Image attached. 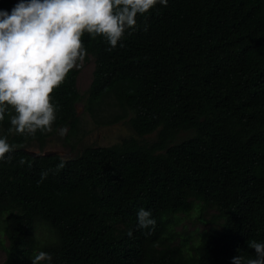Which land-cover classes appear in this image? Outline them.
I'll return each instance as SVG.
<instances>
[{"label":"trees","instance_id":"16d2710c","mask_svg":"<svg viewBox=\"0 0 264 264\" xmlns=\"http://www.w3.org/2000/svg\"><path fill=\"white\" fill-rule=\"evenodd\" d=\"M19 2L0 0V10ZM136 20L114 48L81 36L92 79L81 94L77 65L53 90L51 133L10 132L15 110L0 106V138L15 146L10 161L0 159L1 264H32L41 251L52 259L40 264L256 258L248 241L264 243V0H168ZM82 99L95 124L123 121L132 133L70 157L26 151L57 129L77 142ZM140 208L154 227L138 228ZM192 210L206 225L179 229ZM40 225L47 235L37 236Z\"/></svg>","mask_w":264,"mask_h":264},{"label":"clouds","instance_id":"9594fccd","mask_svg":"<svg viewBox=\"0 0 264 264\" xmlns=\"http://www.w3.org/2000/svg\"><path fill=\"white\" fill-rule=\"evenodd\" d=\"M157 2L168 4V0H20L10 13L0 10V106H11L16 113L9 131L25 136H34L38 130L51 133L54 108L59 111L51 103V93L77 66L78 59H84L81 36L85 32L102 36L114 48L126 30L135 28L137 15L147 14ZM4 112L0 107V120ZM66 132V128L60 129L59 135ZM14 148L6 137L0 138V159L10 161L11 155L5 154ZM64 166L61 160L56 170ZM47 175L43 171L38 183ZM137 221L139 229L156 223L144 208L138 210ZM128 235L132 236V230ZM248 246L255 250L256 258L245 260L237 255L232 264H264V243L251 240ZM51 259L41 251L32 264Z\"/></svg>","mask_w":264,"mask_h":264},{"label":"rangeland","instance_id":"374dc122","mask_svg":"<svg viewBox=\"0 0 264 264\" xmlns=\"http://www.w3.org/2000/svg\"><path fill=\"white\" fill-rule=\"evenodd\" d=\"M94 64L95 63L92 58H90L86 62L85 61L83 62V60L81 61L79 59L77 61V65H80V69L77 76V86L81 94H84L86 92L91 82ZM76 110L81 119L80 127L83 132L81 136L82 139L80 137V139L74 143L72 139L66 137V134L63 137H61L59 135L60 129H57L54 133H52L50 136L47 137L46 143L48 144L45 143L44 145L45 149L44 148H42L43 150L40 149L36 141L31 142L25 148L37 152L46 151V149L48 148L51 151H57L63 157H67V156L70 157V156H74L77 153H80L83 147L87 145L90 144L108 145L116 142L121 137L130 135L132 133V129L123 121L109 125L95 124L83 108V99L77 102ZM84 134L85 136H83ZM154 136L155 134L151 133L149 135H146L145 137L147 139H152ZM64 137L67 138L68 142H66ZM35 143L37 144V146ZM70 143H74V144L72 145ZM212 211H213L212 208H208L207 211L204 212V214L202 213V216L204 218H207L209 214L212 213ZM205 225L206 224L199 221V216L197 211L192 210L189 215L183 216L180 219V221L177 224V227L187 232V231H195L196 227L198 229L203 228ZM43 234L47 235L48 230L44 226L40 225L38 226L37 229V236L40 237ZM4 256H5L4 249L2 248V246H0V264L4 259Z\"/></svg>","mask_w":264,"mask_h":264},{"label":"water","instance_id":"95a60500","mask_svg":"<svg viewBox=\"0 0 264 264\" xmlns=\"http://www.w3.org/2000/svg\"><path fill=\"white\" fill-rule=\"evenodd\" d=\"M30 154H32V155H38V154H40V153H38V152H35V151H29V150H27ZM57 151H51V150H46V151H44V153H42V154H51V153H56Z\"/></svg>","mask_w":264,"mask_h":264},{"label":"bare ground","instance_id":"6f19581e","mask_svg":"<svg viewBox=\"0 0 264 264\" xmlns=\"http://www.w3.org/2000/svg\"><path fill=\"white\" fill-rule=\"evenodd\" d=\"M86 133V132H85ZM83 136H85V134L83 135ZM81 139H82V137H81ZM50 142V141H49ZM63 143V142H62ZM36 144V143H35ZM46 144H48V143H46ZM64 144V143H63ZM45 145V144H44ZM36 146H37V144H36ZM84 146V145H83ZM68 147V146H67ZM81 147V146H80ZM44 148V147H43ZM45 149V148H44ZM48 149V148H47ZM46 149V150H47ZM52 149V148H51ZM78 149V148H77ZM43 150V149H42ZM49 150V149H48ZM53 150V149H52ZM55 150V149H54ZM37 152V151H36ZM78 152V151H77ZM67 153V152H66ZM54 154H56V153H54ZM58 154V153H57ZM75 154V153H74ZM74 154H72V155H74ZM41 155V154H40ZM62 156V155H61ZM68 157V156H67Z\"/></svg>","mask_w":264,"mask_h":264}]
</instances>
